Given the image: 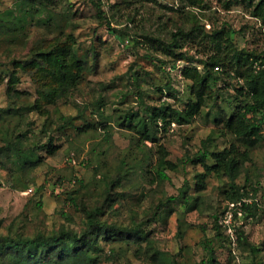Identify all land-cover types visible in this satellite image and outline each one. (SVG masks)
<instances>
[{"label":"rangeland","instance_id":"1","mask_svg":"<svg viewBox=\"0 0 264 264\" xmlns=\"http://www.w3.org/2000/svg\"><path fill=\"white\" fill-rule=\"evenodd\" d=\"M16 2L0 0V19L7 8L26 17L11 27L0 20V148L7 140L17 142L21 134L24 147L53 136L57 149H39L41 164L26 171L18 168L12 150L2 153L0 233L80 230L83 207H100V217L109 221L154 220L141 245L101 240L99 264H159L162 256L174 260L172 264H200L207 253L205 237L215 249V264H264V141L250 148L251 159L242 167V200L231 201L228 178L212 173L204 189L196 193L191 188L200 194V204L178 198L157 208L185 183L194 184L202 167L190 163L188 156L205 142L222 149L235 141L211 117L219 111L230 114L241 100L235 99L236 80H220L213 89L202 85L200 60L210 50L207 34L223 27L238 49L264 53L263 20L240 0ZM65 42L76 44L88 63L78 85L49 103L44 98L47 75L32 63L19 66L16 60H30L40 50ZM201 88L206 91L201 112L188 123L159 129L157 141L145 140L124 120L147 104L165 101L183 109L197 100ZM86 120L96 127L84 133L73 127ZM140 146L150 154L147 169L156 166L165 146L167 157L178 164L168 170L169 179L154 181V171L132 169L131 157H144ZM125 157L129 170L107 195V182L123 174L119 166ZM216 213L220 218L215 221Z\"/></svg>","mask_w":264,"mask_h":264},{"label":"trees","instance_id":"2","mask_svg":"<svg viewBox=\"0 0 264 264\" xmlns=\"http://www.w3.org/2000/svg\"><path fill=\"white\" fill-rule=\"evenodd\" d=\"M27 1L31 0H17L16 3L19 5ZM240 1L250 7L252 13L260 17L264 23V0ZM0 20L11 27L12 24H23L26 17L15 13L13 8H7ZM207 35L210 50L200 60L203 68L200 76L202 85L213 89L220 80H236L234 83L235 99L241 98V100L238 99L239 101L230 114L219 111L211 117L215 125L222 130L229 131L235 137V141L222 149H216L211 142H205L193 156H188L190 163L202 167V170L195 175L193 186L185 183L180 188L179 194L169 196L166 201H161L157 208L162 207L165 202L178 198L187 204H200V194H195V192L205 188L206 178L212 173L228 178L231 187L229 191L231 201L242 200L244 193L241 187L244 186L239 184L242 167L251 159L250 148L264 141V53L238 49L230 37V32L223 27L214 29ZM175 44L180 45L177 42ZM75 45L66 42L56 44L47 50L35 53L30 60L23 62L16 60L19 66L32 63L33 66H38L44 75H47L50 82L46 83L47 91L44 92V98L49 103H54L58 98L67 95L83 77L88 60L85 55H81ZM197 93V100L188 101L183 109L165 101L160 104H147L141 111L136 110L126 114L124 120L127 126L135 128L145 140L157 141L159 129L167 131L173 122L188 123L201 112L205 103L206 91L201 88ZM205 117H209V112L205 114ZM70 125H73L72 122ZM65 126L62 124L59 128L63 129ZM73 127L84 133L96 126L95 122L86 120L82 125L74 122ZM108 136H111L110 132ZM145 140L143 141L144 146H146ZM144 146H140V150L144 153L141 160L135 161V157H131L134 161L131 164L132 169L139 166L142 174H145L146 170L154 171V181L169 179L168 170L175 169L178 164L167 157L169 152L165 146H161L162 155L153 169H147V166L151 164L150 154ZM42 148H47L50 153L57 149L53 136H50L43 144L24 147L22 135L19 134L17 142L7 140L6 144L0 148V157L2 153L7 154L12 150L15 159L19 161L18 168L26 171L35 169L41 164L43 159L38 150ZM120 164L119 169L123 174L119 172L116 178L108 180L105 188L107 195H111L113 186L129 170L125 167L128 164L126 157L121 160ZM193 187L196 188L195 192L191 191ZM76 192L74 190L71 196ZM244 205L252 214H255L248 203ZM83 211L86 216L80 230L61 227L52 233L39 232L35 235L0 233V264H99L102 261L104 249L101 240L110 242L132 240L141 245V241L149 238L151 230L147 229V226L154 220L152 217L121 223L109 221L107 218L102 219L100 207L84 206ZM219 218L220 216L216 213L214 220H219ZM178 235L180 239L183 238L182 227ZM202 244L207 253L200 264H215L216 252L211 241L205 237ZM112 249L114 251V248ZM159 259L163 264L174 263V260L168 257L162 256Z\"/></svg>","mask_w":264,"mask_h":264}]
</instances>
